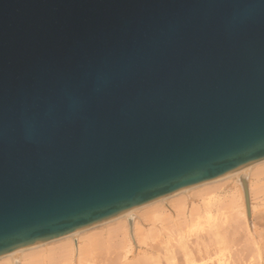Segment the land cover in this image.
<instances>
[{"label": "water", "instance_id": "obj_1", "mask_svg": "<svg viewBox=\"0 0 264 264\" xmlns=\"http://www.w3.org/2000/svg\"><path fill=\"white\" fill-rule=\"evenodd\" d=\"M261 160L264 0H0V256Z\"/></svg>", "mask_w": 264, "mask_h": 264}, {"label": "bare ground", "instance_id": "obj_2", "mask_svg": "<svg viewBox=\"0 0 264 264\" xmlns=\"http://www.w3.org/2000/svg\"><path fill=\"white\" fill-rule=\"evenodd\" d=\"M262 211L264 160L117 218L1 255L0 264H264V232L255 222ZM238 222L252 237L246 233L254 245L248 248L253 250L249 261L239 255L249 241L236 250L240 258L232 249L228 256L229 230Z\"/></svg>", "mask_w": 264, "mask_h": 264}, {"label": "rangeland", "instance_id": "obj_3", "mask_svg": "<svg viewBox=\"0 0 264 264\" xmlns=\"http://www.w3.org/2000/svg\"><path fill=\"white\" fill-rule=\"evenodd\" d=\"M261 213H263L264 214V211H262ZM261 213H259L258 214V217H257V219H256V223H257V227H258V230L260 229L261 231H262V233L264 232V215L263 214H261ZM263 215V216H262ZM258 220V221H257ZM243 223V222H242ZM240 224V222H238V223H236V225H235V223L234 224H232L233 226H231V230H229V236L230 237H228V243H229V245H227L230 249H229V253H228V256H229V254L230 255H232L233 254V256H236V257H239L238 256V253L237 252H239L240 250H242L243 248H244V246H247L248 245V243H247V241H249V240H246V238H248V239H250V235H248V231L246 230V228H244V225L243 224ZM240 225V226H237V225ZM243 227H242V226ZM236 227V228H235ZM239 227V228H238ZM259 230V231H260ZM246 233H247V235H248V237H246L247 235H246ZM264 234V233H263ZM203 234H201L200 236H202ZM264 236V235H263ZM246 237V238H245ZM194 238V240L196 239V237L194 236L193 237ZM244 238H245V240H244ZM251 240H252V237H251ZM250 240V241H251ZM263 240H264V237H263ZM242 241V242H241ZM246 241V244L244 243ZM249 241V246H247L246 247V249L244 248V252L245 253H243V252H240L241 254H239V255H241L242 256V254H243V256L241 257V258H245V261H249V260H247L248 258H249V256H250V254H251V252L253 251V250H250V249H248V248H251V249H253L254 247V245L253 244H251V243H253L252 241L250 242ZM243 244H244V246H243ZM253 245V246H252ZM241 246H243V248L241 247ZM251 246V247H250ZM240 248V250L238 251L237 249H239ZM231 249H232V251H231ZM236 250H237V252H236ZM247 250L249 251V252H247ZM231 252H232V254H231ZM234 252H236L235 254L236 255H234ZM247 252V253H246ZM249 253V254H248ZM247 255H248V258H247ZM236 257H234L233 259H236ZM240 258V257H239ZM247 258V259H246ZM234 261V260H233ZM233 261H231V263L230 264H234V262ZM256 262H257V260H255Z\"/></svg>", "mask_w": 264, "mask_h": 264}]
</instances>
